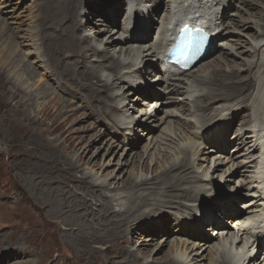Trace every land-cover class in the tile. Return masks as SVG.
<instances>
[{
  "label": "bare ground",
  "instance_id": "obj_1",
  "mask_svg": "<svg viewBox=\"0 0 264 264\" xmlns=\"http://www.w3.org/2000/svg\"><path fill=\"white\" fill-rule=\"evenodd\" d=\"M90 1L58 0L56 3H47L42 5L41 11H37V14L34 13L32 17L33 26L29 38L32 41H38V45L41 46L43 59L47 61L53 76L56 77L55 82L57 86L63 83L62 80H64V82L70 86L67 93L69 94V92L73 90V94L69 95L71 98L66 101L58 93L55 94V87H52V90H54L53 93L52 90H49V88L45 86H39L35 94L34 92H28L22 88L24 86L21 81L15 79L12 82L11 80H13V77L8 80L11 83L8 87L5 84L1 87L4 90L3 99L6 101V105L13 106L16 104V106L19 107L22 104L26 109H29L35 103L36 98L42 95L45 100V105H43L39 111L40 118L35 117L32 119L30 117L28 118V123L34 125V128H37L39 125L41 126L49 122L47 132L49 134L59 133V137L64 136L63 141L68 144V147L72 151H78L80 148L79 146L86 140V137L78 136V134L75 135L74 132H78V130L71 129V127L63 129L64 124L59 120V117L66 114V112H73L68 108L69 104H74L73 98L79 97L83 99L98 118L102 117V119L107 120L114 128L119 130L122 129V127L125 129V127L129 126V129L132 130V127L144 128V123L151 120V122H153L155 116H149L147 111L143 113L132 107L129 108V102L131 101L127 98L130 94L137 93L135 95L141 97L135 101L137 102L135 106L144 104L146 97L150 99L155 98L153 102L150 103L155 104L156 102L154 105L155 108L157 104L158 108L165 105L167 102L161 100L167 96H180V105L183 107L186 105L189 106L191 114L198 113V118H196V116L190 117L193 121L188 120L187 123H183L182 125L191 127L194 132H198V130L200 131L210 126V129H206L205 135H212V138L208 139L204 137V135L203 138L210 141V144L211 140L215 138L213 141L215 147L206 149L205 147L210 144L206 142L201 144L199 143L200 141L197 142L198 133L194 135L193 131L192 133H188V143H183L182 135L184 134L181 133L179 128L173 127L175 130L166 133L167 136L164 139L165 142L174 145L173 152L171 150V152L168 153L170 157L166 159V163L159 166L158 169L160 173L153 179L154 182L150 183L151 180L146 177L134 176L133 179H131V176L127 177L122 182V186L128 189L126 195L123 196L106 191L107 185L103 181H100L96 174L92 176L91 181H88L85 176H80L78 183L80 188H84V201L89 200L91 204L100 206L98 210V217L101 219L100 224L114 226V241L117 240L118 242L123 241V239L125 240V235L129 236L131 234V227H129V225L132 226L135 221H141L149 218L155 213L157 214V212H154L155 209L159 210L163 207L164 209L175 208L174 210L184 213L197 214L198 212L197 225L194 224L196 225L195 227H191V225L185 226V228L188 229L186 233L187 237L189 236L188 238L193 239L191 240L192 245L190 248L187 247L189 245L187 241L181 240L180 238L171 242H169L168 239H162L161 247L168 246V248L161 256L160 261L152 259L151 261H145L144 263L140 262L139 264H186L191 257L201 256L204 252H207V254L213 258L217 256L213 260L209 257L210 264H264V252L260 253V257L253 254L254 249L260 252L263 248L262 245H264V232L262 230V224L264 222V98L261 96V92L264 90V60L260 55V52L264 49V14L261 16V22L256 21V25L254 24L256 27L260 26L257 27L260 29L256 35L259 39L254 40V37H256L255 35L251 37V39H253L251 42L253 49L249 54V60L245 57L246 69L244 71H246L247 75L242 77L240 76V69L236 67L234 62H228L226 58L227 53L224 52L226 48H229L231 53L232 47L220 42L222 40V42L225 43L224 40H227L229 36L235 34L234 32L229 33L227 31V27H231L232 22L226 23L224 21V15H226L225 17L230 16V14L227 15L229 8L231 6H234V9L237 8V6L232 4L233 0H167L166 2H161L164 4L165 10L161 9L158 14V22L156 24L152 23V29H147L155 36L153 43L143 45L142 42L147 39L145 37V39L140 42L141 44L134 46L136 42H134L131 35L126 34V36H124L123 33L125 34L127 32L123 31V33L117 36L114 34L115 32H113L115 31L114 28V30L112 29L106 33L108 38L105 41L104 47H98L93 43L95 41L97 42V36H99L96 35V33L103 34L105 32L98 31L93 35H84V31L91 27L88 23L89 19L85 15V12H87L89 16L93 14V5L89 4ZM105 1L109 0H102L101 2L103 3ZM118 1H120V5L111 8L109 12L111 15L115 14V18L118 17L119 11L123 10V3L126 4L127 2H131L130 4L127 3L129 4V15H131L133 10L135 15H145L143 12L148 11V8L142 9L141 13L137 11V7L140 8L141 6L139 0ZM248 2L249 0H242V6H252L250 3L248 4ZM158 3L160 2H157V4ZM6 4V0H0V10L4 7L3 5ZM40 5L41 4H38V6ZM36 10L37 8L35 12ZM245 12L250 18H255L257 17L256 14H258L248 13L247 10H245ZM257 12L262 13L259 10H257ZM147 14L148 13H146V15ZM129 18L128 16V19ZM244 20L248 19L246 18ZM0 23V71L7 68L13 69L21 65L19 72L24 80L27 82L34 81V79H36L35 71L29 67V65L21 62L14 50L16 46L15 38L17 37L16 30L18 28L8 30V28L4 26L6 25L5 23L1 21ZM179 23H190L192 25L207 23L208 27L206 30L212 31V43L209 46L207 55H213L217 51L221 54V59L223 58L222 60H226L225 63L217 59L210 69L208 68L202 71L198 69L195 71L194 68L200 64L198 63L190 72L185 74V79H179V74L176 73L174 69H168L167 72L162 71V65L161 69H159L160 74H155V77L157 82L166 85L167 91L159 89V87H162V85H159L156 89L147 87V92L143 93L140 89V79L138 80V76H136L137 72L142 74L144 71L146 73L147 70H150L149 67H151V65L153 66V62H160L162 64V51L167 43L172 42V37L174 35L172 30ZM249 27L250 26H246L245 29ZM223 32L224 34H222ZM99 41L102 42L103 40L101 39ZM94 54L97 57L99 56L98 59L87 61L89 57H93ZM119 55H122V60H119ZM99 59H102V61H99ZM197 72H199L200 75L195 80L193 74ZM261 78H263V80ZM183 82H186L187 86H183ZM89 83L94 86V88L89 87ZM125 88L128 90L127 92ZM151 90L161 91L154 94ZM127 100L128 104L126 103ZM169 100L174 101L175 99L169 98ZM213 102H218L216 108L210 107V104ZM221 102H225L227 105ZM129 109L130 111L135 110L136 116L139 115L133 122L124 120V117H127L129 113ZM93 112L90 110V116L93 115ZM119 112H121V116L118 115ZM224 114H226V116ZM135 115H132V117ZM71 116L73 119L76 118V115L71 114ZM211 116L212 118L209 120ZM227 116L234 119V124L230 125L223 134L217 132L218 128L221 132L225 130L224 126L228 123H223L222 120H225ZM69 117L70 116H66L67 119ZM237 118L240 120L237 121ZM245 119L253 122H248L249 129L240 125L241 121ZM167 124L172 126L171 122ZM235 125H239V128H237L234 132L235 134H233L237 135L234 143L235 146L233 145L234 147L231 151L236 150L238 154L235 157H225L224 155L227 153V149L230 145L229 142L226 141V132L230 131ZM164 130H166V128H164ZM126 132H124L125 135L128 134ZM90 138L92 137L88 139ZM241 138L242 142H239ZM117 145H115V147L119 149V145ZM164 151H166V149ZM221 152L224 154L217 157ZM82 153L83 152L76 157V168L77 165L81 167L80 158ZM201 155H205L206 158H199ZM131 157L130 161L134 158V154H132ZM203 160H209V169L200 172V167L197 162ZM126 163L124 165H127ZM221 167L225 168L224 171L228 176V182H231L235 177H238L239 180L246 178L250 180V184L246 185L245 191L247 193H242V195L238 194L251 199L242 206L245 212L237 211L235 213L233 210L235 208V201L237 199L241 200L237 194L235 195L237 197H232L230 200L219 197L221 203L228 205L223 213H219L218 209L217 214L213 215L210 213V210H208L209 204L216 203V200L212 199L216 194L213 184L216 181L213 179V175L209 174V171L212 169L211 172L215 173L218 172ZM146 170H148L147 167H144V171ZM185 171L189 172L185 173ZM191 171L193 172L192 174H190ZM222 180L223 178L221 177L219 182L221 183ZM240 182L244 184L246 181L240 180ZM86 183H89L90 186H84ZM155 183H159V186H152ZM152 189H158V192H156L155 195H150L148 192ZM97 191L99 193L95 195L94 192ZM171 191L175 193L169 195L168 193ZM203 196H205L204 199L207 198L209 204L206 203L198 207L196 202H201ZM103 198L106 199L103 200ZM83 206H85V212H82L83 214L79 216L87 217L91 213L90 209H88L90 205L84 203ZM114 206L117 207L118 210H114ZM148 206L150 208H147ZM201 214L202 218L199 220ZM76 216L77 215H73L70 219L66 220V224L68 226H79ZM184 216L186 217V214L182 215L181 213V217ZM225 217L228 219L236 218L233 221L236 222V230L234 229V232H230L227 227H224L223 221L217 220V218L223 219ZM204 225L208 227L207 229L219 231L216 233V236L219 238L218 243L216 245L213 244V247L208 246V239L206 240L205 236L201 233V229ZM161 227L163 228V225ZM196 227L197 231L194 230ZM162 228H160L159 234H162L165 238H169L166 230L167 228ZM122 231L124 232L122 233ZM191 231L192 234L190 235L189 232ZM71 235L72 234H69L68 236ZM195 241L200 244H194ZM239 243H241V245ZM117 246H120L118 250H121L117 257L121 259L110 263L111 259L107 256L105 251L102 252V255L104 254L105 259L107 257L106 263L136 264L139 258L145 257V254L149 251L147 249L151 244L145 245L140 243L138 245L136 251L140 253V257H137L133 250H125L119 243ZM252 248L253 251H251ZM91 249L94 250V254H97L96 250L98 248L93 247ZM178 250L189 251V253L187 256L184 252L180 255L181 257H177L176 255L174 257L175 252H180ZM81 258L91 264H97L96 261L93 260L94 257H92V255L89 256L88 254H84Z\"/></svg>",
  "mask_w": 264,
  "mask_h": 264
},
{
  "label": "rangeland",
  "instance_id": "obj_2",
  "mask_svg": "<svg viewBox=\"0 0 264 264\" xmlns=\"http://www.w3.org/2000/svg\"><path fill=\"white\" fill-rule=\"evenodd\" d=\"M6 1L7 4L3 5L4 7L0 10V21L6 24L4 26H6L8 30L18 28L16 30L17 37L15 38L16 46L14 50L19 56V60L29 65V67L35 71L36 79L31 82L24 80L19 72L21 65H18L13 69L7 68L0 71V264H74L76 261V264H79L80 262V264H86L87 261L81 258L84 254H88L89 256L92 255V257H94L93 260L96 261L97 264H108L109 262H105L107 257L105 259L102 252L106 251L105 253H107V256L111 259L110 263L113 261H119L121 258H118L117 256L121 250H118L120 247L117 246L118 243L121 244V247L125 248V250L128 249L135 251L137 257H140V253L136 251V248L140 243L145 245L151 244L147 249L149 251L145 254V257L139 258L136 261V264H139L140 262L144 263L145 261H151L152 259L160 261L161 256L168 248V246L161 247L162 239H168V241L171 242L180 238L181 240H186L187 244H189L187 247L190 248L192 245L191 240L193 239L188 238L189 236L187 237L186 233L188 232V229L185 228V226L191 225V227H195L197 225L198 212L197 214L184 213L174 210L175 208L164 209L163 207L162 209H159L161 211L155 209V211H153L157 212V214L155 213L149 218L141 221H135L132 226L129 225V227H131V234L129 236L125 235V240L123 239V241L120 242L117 240L114 241V226L100 224L101 219L98 217L100 206L91 204L89 200L84 201V188H80L78 180L80 176H85L88 181H91L92 176L96 174L97 178L107 185L106 191L123 196L126 195L128 189L127 187L122 186V182L127 177L131 176V179H133L134 176L146 177L151 180L150 183L154 182L153 179H155L160 173L158 169L159 166L166 163V159L170 157V154L168 153H170L171 150L173 152L174 148L173 144L164 141L167 136L166 133L173 132L177 127L180 129L181 133L184 134L182 135L183 143H188V133H192L194 130H192L191 127H186L182 124L187 123L188 120L193 121L191 119L192 117L196 116V118H198V113L191 114L189 106L186 105L183 107L180 105L181 97L176 95H172L173 97H168L166 95L167 97L163 98L161 101L167 103L160 108H158V104L156 108L154 107L156 102L155 104L152 103L153 105L150 104L155 98L150 99L149 97H146L144 104L135 106V103H137L135 101L141 97H138V95H135L137 93H134L130 94L127 98L131 101L129 102V108L132 107L143 113L144 111H147L149 116H155V120H153V122H151L152 120L145 122V126L143 125L144 128L132 127L133 129L131 130L128 126L125 127V129L122 127V129L118 130L117 128H114L112 124L108 123L107 120L102 119V117L98 118L91 107L87 105L83 99L79 97L73 98L72 100L74 101V104L68 105V108L73 112H66V114L59 117V120L64 124L63 129L71 127V129L78 130V132H74V134L85 136L86 140L79 146L80 148L78 151H72L68 147V144L63 141L64 136L59 137V133L49 134L47 132L49 122H46L41 126L39 125L37 128H34V125L28 123V118L30 117L32 119L35 117L40 118L39 111L43 105H45V100L42 95L36 98L35 103L29 109H26L22 104L19 107L16 106V104L13 106H7L6 101L3 99L4 90L1 88L3 84L8 87L11 84L8 80L14 77L11 81L13 82L15 79L21 81L24 86L22 88L28 92H34L35 94L37 92L36 89L39 86L48 87L49 90H52V87H55L56 90L55 92L52 90V93H58L66 101L71 98L69 95L73 94V90H71L69 94L67 93L70 86L65 83L64 80H62L63 83L57 86L55 82L56 77L53 76L51 72L52 70H50L47 61L43 59L44 57L42 56L41 46L38 45V41H32L29 38L33 26L32 17L34 13L37 14V11L40 12L42 5L56 3L58 0ZM101 1L102 0L90 1L89 4L93 5V14H91V16L85 12V15L89 19L88 23L91 27H89L88 30H85V34H83L93 35L98 31L105 32L103 34L96 33V35L99 36H97V42L95 41L93 43L94 45L104 47L105 41L108 38L106 33L112 29L114 30V28L115 31L113 32H115L114 34L117 36L120 35V33H123V31L127 32L125 34L123 33L124 36H126V34L131 35L134 42L137 43H135L134 46L141 44L140 42H142L145 37L147 39L142 42L143 45L153 43L155 36L147 29H152V23L156 24L158 22V14L161 9L165 10L164 4L161 2H166L167 0H139L141 6L140 8L137 7V11L141 13L142 9L148 8V11L143 12L145 15H135L134 10L131 13L132 15H129L128 7L131 2H127L129 4L123 3V10L119 11L117 18H115V14L111 15L109 12L111 8L119 6L120 1L109 0L103 3ZM157 2L160 3L157 4ZM249 3L252 6H242V0L232 1V4L237 6V8L234 9V6H231L227 12V15L230 14V16L225 17L226 15H224V21L226 23L232 22L231 27H227V31L229 33L234 32L235 34H232L227 40H224L225 43H223L222 40L220 41L222 44L230 45L232 47L231 53L229 48L227 49L226 47L224 52L227 53L226 58L228 59V62H234L236 67L240 69V76L242 77L247 75L246 71H244L246 69L244 60L246 58L249 60V54L253 49L251 44L253 39H251V37L254 35L256 36L260 29L257 28L260 26H255V22H261V16L264 14V0H249L248 4ZM38 4L41 5L38 6ZM36 8L37 10L35 12ZM245 10L252 14L258 13L256 14L257 17L250 18ZM257 10L262 13L257 12ZM146 13L148 14L146 15ZM128 16L131 17L130 20H128ZM246 18L248 20H244ZM131 20H133V24H130ZM246 26L250 27L245 29ZM224 32L222 34H224ZM254 38V40L259 39L257 36ZM101 39L103 40L102 42L99 41ZM260 55L264 60V49L260 52ZM119 56V60H122V55ZM98 57L94 54V56L89 57L87 61L92 59L96 60ZM221 57V54L216 51L213 55L207 57L203 62L198 64L194 69L195 71L198 69L199 71L200 69L201 71L208 68L210 69L217 59L222 63H225L226 60H222L223 58L221 59ZM99 61H102V59H99ZM159 67L158 64L157 66L151 65L150 70L148 71L155 70L156 72L159 70ZM146 73L143 71L142 74H138L137 72L136 75L138 76L137 79H140L141 91L147 92V87L150 89H156L158 88L157 86L162 85V83L155 80V76L152 73ZM199 75L200 73L197 72L193 74V78L196 80ZM185 77L186 75L181 77V79H185ZM261 79L263 80V78ZM185 85L187 86L186 82H183V86ZM88 86L94 88L90 83ZM159 89L167 91L166 85H162ZM161 90L151 91L155 94L159 93ZM125 91L127 92L128 90L125 88ZM263 92L264 90L261 92V96L264 98ZM169 98H174L175 100H169ZM128 100L126 102L127 104ZM217 103L218 102L211 103L210 107L216 108ZM221 103L227 105L225 102ZM90 110L93 112V115L91 116ZM135 110L130 111L129 109V113L127 114V117H124V120L127 122L135 121L139 117V115H135ZM71 114L76 115V118L73 119ZM118 115L121 116V112H119ZM132 115L135 116L132 117ZM224 115L226 116V114ZM66 116L70 117L67 119ZM211 118L212 116L209 120H211ZM239 120L240 119L237 118V121ZM206 121L209 122L208 120ZM222 121L223 123L227 122L228 124H225V130H223V132L218 128L217 132L219 133H225L229 126L234 124V119L230 116H227V118ZM170 122L172 126L167 124ZM248 122L253 123L252 121L245 119L241 121L240 125L249 129ZM164 128H166V130H164ZM237 128H239V125L233 126L230 131L226 132V141L229 142L230 145L227 149V153L224 155L225 157H235L238 154L236 153V150L231 151L235 146L234 141L236 136L233 134H235L234 132ZM206 129H210V126L203 130H198V132H194V135L198 133L197 139L195 138L197 142L200 141L199 143H204L202 139L203 135H205ZM124 132L128 134L125 135ZM206 136L212 138V135L206 134ZM89 137L92 138L88 139ZM239 142H242V138ZM117 144L119 145V149L115 147ZM205 148L209 149L210 145ZM165 149L166 151H164ZM81 152H83L80 158L81 167H78L77 165V169L76 157ZM132 154H134V158L130 161ZM199 158L206 157L205 155H201ZM125 163L127 165H124ZM197 164L200 167V172L209 169V160L199 161ZM144 167H147L148 170L144 171ZM224 170L225 168L221 167L218 172L212 173V169L209 171V174L213 175V179L216 181L213 183L216 194L212 198L216 200V203L209 204L207 198L204 199L205 196L202 197L201 202H196L198 207L208 203V210H210V213L213 215L217 214L218 209H223L225 211L228 207V205L220 202L219 197L230 200L232 197H237L235 196L236 194H245L247 193L245 191L246 185L250 184L248 178L240 179L241 181H246L244 184H241L238 177H235L231 182H228V176L225 174ZM187 172L189 171H185V173ZM192 173L193 172L191 171L190 174ZM221 177L223 180L220 183L219 179ZM84 186L87 187L90 186V184L86 183ZM152 186L158 187L159 183H155ZM156 192H158V189L149 190L148 193H150V195H155ZM98 193V191L94 192L95 195ZM174 193V191H171L168 194L170 195ZM238 196L241 200L237 199L235 201L234 210L245 212V209H243L242 206L245 202H248L251 199L246 196ZM105 199L106 198H103V200ZM84 203L90 205V208L88 207V209H90L91 213L87 217L79 216L85 212V206H83ZM147 208L150 207L148 206ZM114 210H118V208L114 206ZM201 210L203 211L202 208ZM181 213L182 215L186 214V217H181ZM190 214L192 215L189 216ZM73 215H77L76 220L79 223V226H68L66 224V220L70 219ZM201 218L202 214L199 220H201ZM235 219H228L226 217L223 219L217 218L218 221H223V226L227 227L230 232H234V229L236 230V222H233ZM162 225L163 228H167L166 230L169 238H165L162 234H159ZM207 228L208 227L204 225L201 229V233L205 236L206 240L208 239V246L213 247V244L216 245L218 243L219 238L216 236V233L219 231H213L214 229ZM194 230L197 231V227ZM123 232L124 231H122V233ZM189 233L191 235L192 231ZM69 234L72 235L68 236ZM194 244L198 245L200 243L195 241ZM239 244L241 245V243ZM93 247L99 249L96 250L97 254L93 253L94 250L91 249ZM251 251H253V248ZM184 252L186 256L189 253V251L182 250L180 252H175L174 257L175 255L181 257L180 255ZM258 253L259 254H257V251L254 249L253 254L260 257L261 252ZM209 257V254L204 252L201 256L191 257L186 264H210ZM214 258L212 256L210 257L212 260ZM87 264L91 263L87 262Z\"/></svg>",
  "mask_w": 264,
  "mask_h": 264
},
{
  "label": "snow or ice",
  "instance_id": "obj_3",
  "mask_svg": "<svg viewBox=\"0 0 264 264\" xmlns=\"http://www.w3.org/2000/svg\"><path fill=\"white\" fill-rule=\"evenodd\" d=\"M194 46H195L194 43L191 44V45H185V47L183 49H181L180 53H179L181 59H178L176 62L177 63H181L182 60L186 61L189 58V52L191 50V47H194Z\"/></svg>",
  "mask_w": 264,
  "mask_h": 264
}]
</instances>
